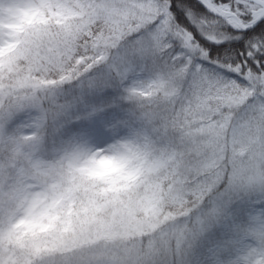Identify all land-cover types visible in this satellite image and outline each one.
I'll return each instance as SVG.
<instances>
[{"label":"clouds","instance_id":"clouds-1","mask_svg":"<svg viewBox=\"0 0 264 264\" xmlns=\"http://www.w3.org/2000/svg\"><path fill=\"white\" fill-rule=\"evenodd\" d=\"M0 264H264V0H0Z\"/></svg>","mask_w":264,"mask_h":264}]
</instances>
